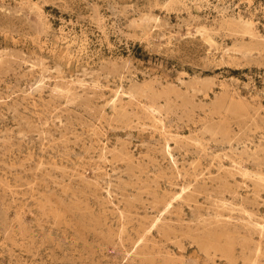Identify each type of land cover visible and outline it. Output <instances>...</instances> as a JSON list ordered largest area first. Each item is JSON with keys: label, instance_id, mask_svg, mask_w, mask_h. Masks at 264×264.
Listing matches in <instances>:
<instances>
[{"label": "rangeland", "instance_id": "rangeland-1", "mask_svg": "<svg viewBox=\"0 0 264 264\" xmlns=\"http://www.w3.org/2000/svg\"><path fill=\"white\" fill-rule=\"evenodd\" d=\"M0 264H264V0H0Z\"/></svg>", "mask_w": 264, "mask_h": 264}]
</instances>
